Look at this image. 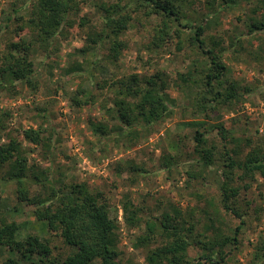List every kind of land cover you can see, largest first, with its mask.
<instances>
[{"label":"rangeland","instance_id":"1","mask_svg":"<svg viewBox=\"0 0 264 264\" xmlns=\"http://www.w3.org/2000/svg\"><path fill=\"white\" fill-rule=\"evenodd\" d=\"M75 1L78 10L69 15L72 26L66 28L65 36L51 43L48 54L40 52L33 57L37 90L19 87L13 93L0 89V146L14 143L17 156L13 161L18 157L24 160L29 177L36 171H43L45 175L52 162V178L57 187L86 183L91 192L105 193L111 216L119 225L118 251L123 264H147V254L162 244L161 239L156 238L145 246H137V237L144 236L146 231L144 225L128 227L125 224L122 203L126 195L135 204L145 207L144 213L149 216L158 217L168 208H176L187 225L194 221L196 232L204 234L208 229L207 240L232 238L237 234L239 245L224 248L225 262L220 263L214 255L212 264H262L254 259L256 252L264 253L261 250L264 245L262 180L256 176L255 181L244 182L234 177L231 185L239 189V194L232 204L242 218L225 212L219 191L223 177L220 179V174L212 170L194 178L193 127L186 125L194 119L198 124L207 123L210 142L219 137L214 127L223 125L232 136L247 141L242 143V147L248 145L246 149L264 144V31L253 26L262 17L264 0H183L178 3L180 16L188 19L183 22H203L208 35L222 40L226 48L222 61L228 68L227 85L234 83L239 93H244L245 88L256 92L246 97L244 103H234L229 111L221 107L210 118L201 115L194 118L191 113L193 92L176 84L177 73L187 72L195 60L201 59L195 55L194 47L183 42L178 48V40H173L166 47L148 48L159 19L155 15L146 16L144 6L131 14L128 30L120 37L127 47L114 72L165 75L170 82L167 94L176 107L170 119L152 129H139L132 140L116 139L114 130L119 124L107 116L112 109L113 95L109 89L100 91L94 84L110 77V66L104 63V67L91 71L90 81L92 53L80 52L88 35L101 31L100 7L108 1ZM122 1V5L136 4L135 0ZM31 2L0 0V56L10 41L32 39L34 33L27 28L20 30L22 24L17 21V17L29 20ZM141 3L144 5L143 1ZM104 44L101 54L105 57L108 50ZM92 124L105 125L109 133L107 141L93 131ZM28 129L41 132L38 146L24 138L23 131ZM165 163L169 164L167 168ZM120 166L125 170L118 171ZM161 167H165L164 170ZM137 168L146 171L144 177L134 173ZM8 170L9 165L0 170V177H5ZM132 179L136 184L131 183ZM245 184H249V188L245 189ZM27 185L30 197L47 199L42 187ZM17 188L13 181L0 182V219L19 226L20 240L38 236L51 247V258H66L72 250L59 234L35 219L33 206L18 202ZM237 227L240 231L236 233ZM204 254L200 248L191 247L188 261L196 262ZM7 260L27 264L18 253L0 247V262Z\"/></svg>","mask_w":264,"mask_h":264},{"label":"trees","instance_id":"2","mask_svg":"<svg viewBox=\"0 0 264 264\" xmlns=\"http://www.w3.org/2000/svg\"><path fill=\"white\" fill-rule=\"evenodd\" d=\"M85 1V0H82ZM100 10L103 13V26L100 32L90 33L85 41V47L80 50L84 55L92 53L93 61L88 78L91 81V71L110 66L109 78L94 83L101 91L109 89L113 97L112 109L107 114L119 124L114 130L116 139L132 140L139 129H152L165 120L170 119L175 113L173 100L167 94L170 82L163 74L153 75L119 74L117 71L120 55L126 49V42L120 39L128 30L132 15L144 6L145 15H155L159 25L154 29L151 41L147 45L162 48L178 40L179 48L183 42L194 47L195 55L200 60H195L187 72L177 73L176 84L178 87L191 90V101L194 118L201 115L210 118L212 113L221 107L230 109L234 103H244L246 97L256 94L245 88L244 93H239L234 83L226 81L227 66L222 61L226 52L221 39H216L207 34L204 23L183 22L188 20L180 16L179 2L183 0H135L133 6L128 3L122 5V0H107ZM143 4L142 5V2ZM31 13L28 21L17 17L25 28L34 33L32 39L10 41L0 56V89L17 92L18 88L37 90L33 57L38 53H49L51 43L59 36H65V30L72 26L69 15L78 10L75 0H32ZM257 30L264 31V11L259 21L253 25ZM107 44V55L101 54V47ZM104 44V45H105ZM144 64V63H143ZM120 68V67H119ZM191 92V93H192ZM93 101V100H91ZM89 102V99L86 101ZM221 110V109H220ZM93 125V131L103 136L105 141L109 133L104 124ZM185 126V125H184ZM186 126L193 127L192 144L194 158V178L198 174L212 171L219 173L221 182L219 191L221 204L225 212L231 213L237 219L242 218L235 209L232 200L239 194V189L234 188L231 182L234 177L241 181H255L258 176L264 184V144L246 149L245 141L235 138L223 125H217L218 138H207V123L198 124L194 119ZM1 128V119H0ZM24 138L33 145L41 143V132L28 129L23 131ZM233 143H231V142ZM247 142V141H245ZM17 156V147L10 142L0 146V170L9 165L5 177H0V182L13 181L17 184V200L34 207L35 219L42 222L47 229L54 230L63 243L72 252L64 259L52 257V250L48 242L38 236H28L20 240L19 226L15 222L0 219V247L18 253L27 264H123L118 251L120 229L117 220L111 216L110 202L103 192H91L86 183H71L64 187H57L52 178V162L48 171L27 175L28 168L24 160ZM166 168L169 166L165 163ZM33 168V167H32ZM136 168V167H132ZM165 167H161L164 170ZM37 169H34L35 171ZM118 171L125 170L118 167ZM161 170V171H162ZM144 177L146 171L137 168L134 173ZM48 174V175H47ZM132 179V184H136ZM27 184L42 187L47 192V199L30 197ZM245 184L244 188H249ZM125 224L128 227L144 225L146 234L137 237V246H145L156 238L162 244L146 256L147 264H212L215 263L214 255L219 262H225L224 248L239 245L237 234L234 237L205 238L206 232H196L192 221L187 225L186 220L176 208L171 207L158 217L149 216L145 207L135 204L129 196L122 203ZM240 227L236 228V233ZM202 236H204L202 238ZM198 247L205 252L196 262L188 261V249ZM261 250H264V245ZM259 250V251H261ZM220 252V253H219ZM262 252V251H261ZM256 252L255 261L264 264V253ZM36 259V260H35ZM0 264H19L17 261L7 260Z\"/></svg>","mask_w":264,"mask_h":264}]
</instances>
